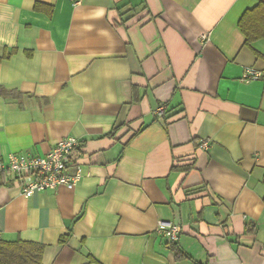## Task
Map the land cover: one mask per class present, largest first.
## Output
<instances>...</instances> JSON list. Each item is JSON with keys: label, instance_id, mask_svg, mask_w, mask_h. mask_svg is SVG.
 Instances as JSON below:
<instances>
[{"label": "crops", "instance_id": "0c3cea01", "mask_svg": "<svg viewBox=\"0 0 264 264\" xmlns=\"http://www.w3.org/2000/svg\"><path fill=\"white\" fill-rule=\"evenodd\" d=\"M66 138L73 189L25 199L0 169V239L42 264H264V0H0V164Z\"/></svg>", "mask_w": 264, "mask_h": 264}, {"label": "built area", "instance_id": "2783aa9c", "mask_svg": "<svg viewBox=\"0 0 264 264\" xmlns=\"http://www.w3.org/2000/svg\"><path fill=\"white\" fill-rule=\"evenodd\" d=\"M261 73L247 70L242 81L257 80ZM198 147L206 150L208 142L199 141ZM78 148L75 138H66L57 144L42 157L10 154L6 163L0 164V169L7 170L17 180L20 193L28 199L35 193L55 190L64 187L73 189L82 179V167L77 164L74 151ZM72 170L71 173L69 171ZM162 233L169 244L176 243L181 229L171 224L160 223Z\"/></svg>", "mask_w": 264, "mask_h": 264}, {"label": "trees", "instance_id": "16d2710c", "mask_svg": "<svg viewBox=\"0 0 264 264\" xmlns=\"http://www.w3.org/2000/svg\"><path fill=\"white\" fill-rule=\"evenodd\" d=\"M239 25L243 32L249 36L250 34L247 29L248 14H245L241 18ZM262 184L264 185V175L262 178ZM42 253L43 247L39 244L22 241L11 242L0 239V264H42ZM176 257L183 258L185 255L176 252Z\"/></svg>", "mask_w": 264, "mask_h": 264}]
</instances>
